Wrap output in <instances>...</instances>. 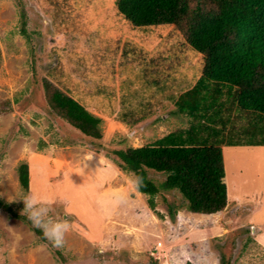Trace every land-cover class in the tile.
Here are the masks:
<instances>
[{
	"label": "rangeland",
	"instance_id": "374dc122",
	"mask_svg": "<svg viewBox=\"0 0 264 264\" xmlns=\"http://www.w3.org/2000/svg\"><path fill=\"white\" fill-rule=\"evenodd\" d=\"M200 65L179 29L131 27L114 0H0V200L30 222L22 200L38 193L72 225L55 248L0 210V264H264V146L221 148L226 206L212 216L188 213L176 191L151 211L109 153L186 128L173 100ZM43 81L101 120L99 141L51 109Z\"/></svg>",
	"mask_w": 264,
	"mask_h": 264
},
{
	"label": "trees",
	"instance_id": "16d2710c",
	"mask_svg": "<svg viewBox=\"0 0 264 264\" xmlns=\"http://www.w3.org/2000/svg\"><path fill=\"white\" fill-rule=\"evenodd\" d=\"M190 1L114 0L117 14L131 27L179 29L201 65L192 85L173 100L186 128L109 153L121 172L143 177L144 186L135 191L148 197L151 211L159 191H176L188 213L212 216L226 206L221 148L264 146V0H193V7ZM43 89L48 105L72 128L93 142L101 139L98 117L48 81ZM241 119L244 124L235 125ZM147 170L163 174V182L156 186ZM17 179L26 192L25 163L18 166ZM0 210L30 225L1 200ZM172 212L168 207L170 219ZM32 230L45 241L39 229Z\"/></svg>",
	"mask_w": 264,
	"mask_h": 264
},
{
	"label": "clouds",
	"instance_id": "9594fccd",
	"mask_svg": "<svg viewBox=\"0 0 264 264\" xmlns=\"http://www.w3.org/2000/svg\"><path fill=\"white\" fill-rule=\"evenodd\" d=\"M133 175L134 179L130 182L135 190L139 191L144 186V179L140 175ZM125 199L123 196H116L113 198V203L119 205ZM22 201L24 203L22 213L26 214L33 228L41 230L43 237L53 247L63 248L66 243V234L71 230L72 225L65 217L55 214V201L46 199L35 192L26 195Z\"/></svg>",
	"mask_w": 264,
	"mask_h": 264
},
{
	"label": "crops",
	"instance_id": "0c3cea01",
	"mask_svg": "<svg viewBox=\"0 0 264 264\" xmlns=\"http://www.w3.org/2000/svg\"><path fill=\"white\" fill-rule=\"evenodd\" d=\"M233 148H238V147H233ZM241 148H248V147H241ZM249 148H251V147H249ZM252 148H253V147H252ZM134 193H135L136 195H141V194L137 193L135 190H134Z\"/></svg>",
	"mask_w": 264,
	"mask_h": 264
}]
</instances>
